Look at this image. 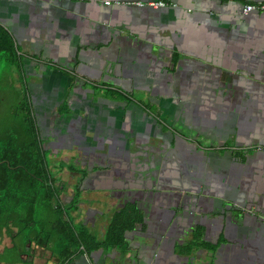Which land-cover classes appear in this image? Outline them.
I'll return each instance as SVG.
<instances>
[{
    "label": "crops",
    "instance_id": "1",
    "mask_svg": "<svg viewBox=\"0 0 264 264\" xmlns=\"http://www.w3.org/2000/svg\"><path fill=\"white\" fill-rule=\"evenodd\" d=\"M262 2L0 0L75 227L141 216L71 254L7 225L0 264H264Z\"/></svg>",
    "mask_w": 264,
    "mask_h": 264
},
{
    "label": "trees",
    "instance_id": "2",
    "mask_svg": "<svg viewBox=\"0 0 264 264\" xmlns=\"http://www.w3.org/2000/svg\"><path fill=\"white\" fill-rule=\"evenodd\" d=\"M0 51L8 52L22 72L13 37L1 24ZM26 97L32 133L19 145L14 144L13 137L9 136L6 144L0 148V228L13 225L18 229L17 235L27 226H34L26 242L56 239L65 244L64 249L68 254L77 245H83L85 251L122 245L125 231L140 221V213L131 205L114 211L102 241L94 239L84 227L81 230L75 227L68 213L70 208L77 207V203L66 204L61 198L65 186L51 172L49 152L45 148L28 93ZM36 213H44L45 219L40 220Z\"/></svg>",
    "mask_w": 264,
    "mask_h": 264
},
{
    "label": "rangeland",
    "instance_id": "3",
    "mask_svg": "<svg viewBox=\"0 0 264 264\" xmlns=\"http://www.w3.org/2000/svg\"><path fill=\"white\" fill-rule=\"evenodd\" d=\"M12 60L14 59L8 52L0 51V148L6 144L9 136L13 137L14 144L19 145L32 133L29 125L28 98L26 97L27 90L29 92L31 90L28 87L29 84L26 88L22 83L23 77ZM25 77L28 83L33 79L28 73H25ZM38 118L40 117L38 116ZM43 139L47 140V137L45 136ZM49 154L51 172L55 178H59L58 174L65 162L61 158L58 159L61 156L60 151L51 152L50 157ZM74 163L75 160L71 162V164ZM35 216H38L42 221L45 219L44 213H36ZM32 229H35L34 226H27L23 229L21 236L29 235Z\"/></svg>",
    "mask_w": 264,
    "mask_h": 264
},
{
    "label": "built area",
    "instance_id": "4",
    "mask_svg": "<svg viewBox=\"0 0 264 264\" xmlns=\"http://www.w3.org/2000/svg\"><path fill=\"white\" fill-rule=\"evenodd\" d=\"M109 3H110V1H105V4H109ZM148 4L153 6V7H158V6H162L163 2L162 1H151ZM253 10H256V11H259V12H264V2L258 3V4H246L243 7L242 12L243 13H247V12L253 11Z\"/></svg>",
    "mask_w": 264,
    "mask_h": 264
},
{
    "label": "water",
    "instance_id": "5",
    "mask_svg": "<svg viewBox=\"0 0 264 264\" xmlns=\"http://www.w3.org/2000/svg\"><path fill=\"white\" fill-rule=\"evenodd\" d=\"M130 177H133V178H134L135 176H134V174H133V173H131Z\"/></svg>",
    "mask_w": 264,
    "mask_h": 264
}]
</instances>
